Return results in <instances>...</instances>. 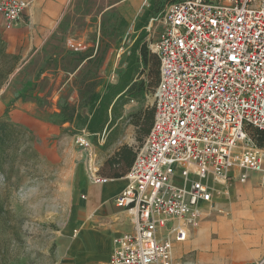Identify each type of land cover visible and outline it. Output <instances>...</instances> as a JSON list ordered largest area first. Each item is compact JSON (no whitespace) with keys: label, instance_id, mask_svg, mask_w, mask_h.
Wrapping results in <instances>:
<instances>
[{"label":"built area","instance_id":"obj_1","mask_svg":"<svg viewBox=\"0 0 264 264\" xmlns=\"http://www.w3.org/2000/svg\"><path fill=\"white\" fill-rule=\"evenodd\" d=\"M29 6L0 0L4 29ZM160 15L152 126L114 198L133 227L113 239L109 264H176L172 244L198 226L215 183L255 174L264 188V149L247 131H264V0H170Z\"/></svg>","mask_w":264,"mask_h":264},{"label":"rangeland","instance_id":"obj_2","mask_svg":"<svg viewBox=\"0 0 264 264\" xmlns=\"http://www.w3.org/2000/svg\"><path fill=\"white\" fill-rule=\"evenodd\" d=\"M167 1L154 0L147 11L139 3L133 21L117 18L106 10L100 31L107 39V54L90 60L78 71L73 84L77 94L72 89L66 91L78 98L70 102L64 99L56 103L50 99V90L43 95V66L39 72L24 68L15 82L18 88L14 100L3 103L2 93L12 83L19 65L16 58L3 55L0 43V70H11L0 90V120L16 125L25 136L13 154L14 161L5 164L0 172V264H60L56 240L67 224L69 212L75 204L78 207L82 203L75 183L86 169L94 168L88 156L94 149H104L105 144L112 149L135 142V122L145 120L153 109L154 88L149 87L150 79L139 52L133 55L131 49L138 42L154 55L149 46L161 30L160 13ZM96 21L91 17L93 24ZM113 35L115 42L108 39ZM129 67L132 80L111 115L105 143L99 146V137L90 136L91 148H79L75 139L88 132L86 123L94 97L116 85ZM30 105L28 112L24 108Z\"/></svg>","mask_w":264,"mask_h":264},{"label":"crops","instance_id":"obj_3","mask_svg":"<svg viewBox=\"0 0 264 264\" xmlns=\"http://www.w3.org/2000/svg\"><path fill=\"white\" fill-rule=\"evenodd\" d=\"M21 1H29L30 6L12 29H4L0 17L4 53L16 58L19 65L12 83L2 93L3 103L14 100L18 88L15 82L24 68L39 72L43 66L46 70L42 78L43 95L50 90V99L56 103L76 100L73 84L78 71L90 60L107 54V39L100 31L106 10L117 18L133 21L141 3V0H109L110 5L107 0ZM91 17L97 18L94 24ZM108 39L117 40L116 35ZM74 59L79 61L76 63ZM69 89L76 94H66ZM24 109L30 112L31 105ZM90 136L99 137L102 146L106 130L103 137L96 133ZM124 145L134 147L135 152L139 146L136 140ZM124 145L111 149L105 144L104 149L91 151L88 157L97 170L96 176L103 163ZM92 176V169H86L76 180L82 203L78 207L75 204L69 212L67 224L56 240L55 253L60 264H109L113 239L132 231L130 216L114 205V198L127 185L126 175L103 179L101 183L93 182ZM213 189L211 201L202 205L203 217L198 226L186 229L185 241L173 242L174 262L264 264V188L259 177L250 174L244 183L232 178L226 183H215Z\"/></svg>","mask_w":264,"mask_h":264},{"label":"trees","instance_id":"obj_4","mask_svg":"<svg viewBox=\"0 0 264 264\" xmlns=\"http://www.w3.org/2000/svg\"><path fill=\"white\" fill-rule=\"evenodd\" d=\"M169 1L167 2L169 3ZM149 7L145 11H147ZM1 45L3 48V55H5L3 44L1 43ZM137 51L139 52L146 68L147 77L150 79L149 87L150 89H155L159 80L158 58L155 55H149L146 45L139 46L138 42H136L131 49L133 55ZM10 73L11 70H0V90L4 84L6 76ZM131 76L132 70L129 67L120 77V80L116 85L107 88V91L103 95L94 97L95 104L97 105L94 104L92 106L91 117L86 123V130L89 134L93 135L96 133L101 136L104 130H106L118 101L124 95L125 89L131 83ZM153 115L154 109L148 111L145 120L144 118H140L135 122V140L139 145L138 148L142 145L145 137L149 133L153 122ZM247 131L255 146L264 149V131L254 128H248ZM24 137V133L19 127L6 120H0V172L5 164L10 163L11 160L14 161L13 154L18 152ZM135 154L134 147H128L126 145L120 147L117 152L103 163L97 172V176L101 179H118L125 176L134 162Z\"/></svg>","mask_w":264,"mask_h":264}]
</instances>
